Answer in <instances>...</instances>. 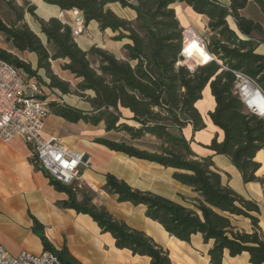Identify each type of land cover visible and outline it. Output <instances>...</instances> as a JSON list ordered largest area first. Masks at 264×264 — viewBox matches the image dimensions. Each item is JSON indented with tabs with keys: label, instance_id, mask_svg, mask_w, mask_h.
<instances>
[{
	"label": "trees",
	"instance_id": "16d2710c",
	"mask_svg": "<svg viewBox=\"0 0 264 264\" xmlns=\"http://www.w3.org/2000/svg\"><path fill=\"white\" fill-rule=\"evenodd\" d=\"M23 1V7L16 0L6 1L14 12V20L7 23L0 17V34L10 38V44L17 51L35 54L37 67L34 69L1 47L0 59L22 69L29 77H37L44 70L49 89L58 90L62 95H76L91 108L84 111L49 101L52 115L72 124L104 123L106 133L121 137L119 140L99 137L95 143L130 158L173 169V179L190 187L197 197L192 207H186L135 189L112 174L106 176L105 191L119 203L144 206L145 216L177 240L191 243L194 236L201 235L205 244L212 242L208 251L210 264H223L226 252L230 257L248 253L251 264H264L259 203L224 184L212 158L198 156L191 147L193 138L189 141L183 132L188 126L193 134L206 128L197 103L209 86L216 103L209 117L224 138L220 141L216 134L204 147L228 157L245 183L258 182L264 186V177L257 175L264 173V168L256 161L257 154L264 149V117L246 107L237 93L235 75V72L244 73L264 94V54L257 52L264 44V25L243 15L244 9L253 2L264 17V0H230L229 6L217 0H43L63 11L81 12L86 26L97 22L101 32L110 30L115 34L114 41L128 40L124 45L125 60L96 46L83 50L70 25L58 18L40 19L35 14L36 6ZM181 3L208 19L211 34L207 48L214 60L193 70L178 65L183 27L173 5ZM112 4L132 10L136 18L120 17L110 8ZM26 12L39 24L46 42L25 21ZM229 18L237 30L231 28ZM57 60H64L61 69L78 80L75 89L54 74L52 62ZM146 137L154 138L152 145L141 142ZM30 162L44 173L57 192L67 195L66 200L57 202L60 209L90 216L103 233L111 234L119 250L148 257L151 264H173L168 249L105 207L96 205L94 195L80 189L78 182L65 185L42 169L34 157ZM30 217L32 230L44 250L55 253L63 264H82L66 245L56 249L46 235L45 226L33 215ZM236 217L249 219L252 231L239 229L234 223Z\"/></svg>",
	"mask_w": 264,
	"mask_h": 264
},
{
	"label": "crops",
	"instance_id": "0c3cea01",
	"mask_svg": "<svg viewBox=\"0 0 264 264\" xmlns=\"http://www.w3.org/2000/svg\"><path fill=\"white\" fill-rule=\"evenodd\" d=\"M1 1L6 2L7 0H0V3ZM217 1L225 6L230 4V0ZM28 3L36 6L35 14L44 21L58 18L70 26L74 24V12L76 10L63 11L43 0H28ZM173 8L183 28L191 25L200 34L209 32L208 19L205 16L197 14L184 3L175 4ZM129 11L132 14L131 20L135 19L136 13L132 10ZM0 17L2 18L1 14ZM25 21L46 42L39 24L33 16L26 13ZM228 22L231 28L237 30L232 18H229ZM87 27L92 32L93 37L80 36L76 38V42L83 50L87 51L96 46L114 54L118 59H127L124 45L129 43L128 40L120 42L105 40L106 35L114 33L110 30L101 32L98 23L95 21H92ZM208 35L211 34L208 33ZM117 44H121L123 47L122 52H120V47ZM0 47L20 58L22 56L29 57L32 67L36 69V55L17 51L2 34H0ZM116 50L121 54H117ZM257 52L264 54V44L258 47ZM63 63L64 60L52 62L54 74L62 80L68 81L71 86L74 83L77 84L78 80L69 71L61 69ZM38 76H42L45 82L44 91L62 95L58 90H51L46 86L49 80L44 70H40ZM90 95L93 93L90 92ZM64 96L68 95H63V98ZM69 96L78 101L72 100V103H67L61 99L58 100L84 111L91 110L81 98ZM46 100L48 101V99ZM215 107L214 97L210 87L207 86L203 92V99L197 103V108L205 120L206 128L193 134L191 126H188L183 131L184 135L189 141L193 138L191 147L198 156L212 158L215 166L221 171L224 184L229 185L245 198L259 203L261 209L260 226L264 234V186L258 182L245 183L240 171L228 157L216 155L204 147L211 143L216 134L220 141L224 138L223 132L212 123L209 117V112L214 111ZM124 112L129 115L128 111ZM95 128L101 129L111 140H119L121 137L120 134L106 133L104 123L98 126L83 122L72 124L52 114L47 119L44 134L47 137L57 138L67 148L81 151L87 155L90 163L81 167V179L78 186L94 195L96 205L105 207L114 216L126 221L131 227L145 232L157 243L168 249L173 264H210L208 251L212 247V242L205 244L201 235L194 236L191 243L182 242L169 236L159 223L145 216L144 206L135 207L128 202L119 203L115 196L108 194L105 191L106 176L112 174L135 189L160 195L186 207H192V202L197 194L190 187L173 179V169L146 160L130 158L123 153L111 151L95 143L96 138L105 137L92 136ZM148 139L154 140L152 137H146L141 142ZM29 155H31V149L21 137L10 142H4L0 139V246H3L11 254H19L22 251L34 254L41 253L44 250L42 242L32 230L33 220L30 215H33L45 226L46 235L53 246L56 249H61L66 245L70 253L82 264H151L148 257L133 256L128 250L117 249L111 234L103 233L90 216L77 214L70 209H60L57 202L66 200L67 195L57 192L49 184V179L45 177L44 173L37 171L31 164ZM256 161L261 163V169H263L264 149L257 154ZM257 175L264 177V173L258 172ZM234 223L241 230L252 231L249 219L236 217ZM194 239L197 241L195 242ZM223 264L251 263L248 253L230 257L226 252Z\"/></svg>",
	"mask_w": 264,
	"mask_h": 264
},
{
	"label": "built area",
	"instance_id": "2783aa9c",
	"mask_svg": "<svg viewBox=\"0 0 264 264\" xmlns=\"http://www.w3.org/2000/svg\"><path fill=\"white\" fill-rule=\"evenodd\" d=\"M74 24L71 26L75 38L91 37L85 24V18L75 11ZM183 47L178 65L193 70L205 66L214 60L208 52L207 40L193 27L183 28ZM196 47L206 50L210 57L206 62L195 60ZM237 93L250 112L264 117L258 108L248 101L246 88L252 87L260 92L255 82L242 72H235ZM263 93V92H262ZM48 101L43 99L42 89L35 77H29L22 69L0 59V139L10 142L21 137L30 147L32 156L52 178L65 184L79 182L80 168L90 161L81 151L64 146L55 137L44 134L47 119L50 115ZM0 264H63L55 253L43 250L39 254L22 251L11 254L0 246Z\"/></svg>",
	"mask_w": 264,
	"mask_h": 264
},
{
	"label": "rangeland",
	"instance_id": "374dc122",
	"mask_svg": "<svg viewBox=\"0 0 264 264\" xmlns=\"http://www.w3.org/2000/svg\"><path fill=\"white\" fill-rule=\"evenodd\" d=\"M26 1L28 2V0H26ZM16 3H17L18 6H20V5H21V7L24 6V1L23 0H16ZM110 8L112 10H114L121 17H124L126 19L131 20L132 14H131V12L128 9L127 10H122L119 4H112V5H110ZM0 14H1L2 18L4 19V21L7 22V23H10V22H12L14 20V12H13V10L9 7V5L6 2L1 1V3H0ZM243 15L246 16L247 18H251L252 20L257 21V22L261 23L262 25H264V17L262 15V13L260 12L259 8L257 7V5L255 3H253V2L248 4V6L244 9ZM230 21H231V19H230ZM208 33H210V31L209 32L206 31V32L201 33V35L207 41H208V39L210 37V35H208ZM114 36H115L114 34H108V35L105 36V40H107L109 42L110 41L112 42V41H114L113 40ZM91 37H93L92 32H91ZM91 37H88V38H91ZM117 45H119V47H120L119 50H120V52H122L124 49L121 46V44H117ZM116 52H117V54H121L117 50H116ZM22 59L31 64V59L29 57L22 56ZM36 81H37V83L39 84V86L42 89L43 97L48 99V102L49 101H58V102H60L58 99H61V101H66L67 103H72V100L78 101V100H76L75 98H73V97H71L69 95L66 96V97L64 96V98H63V95H58V94H56L54 92L44 91L43 87H45V82H44L42 76H37L36 77ZM75 85H76L75 83L72 85L73 89L76 88ZM87 94L90 95V92H88ZM73 96L78 97L76 95H73ZM66 102H64V103H66ZM92 136H94V137H96V136L109 137V136L105 135L104 132L101 129H98V128L93 129ZM152 142H153L152 140L148 139V140H146L143 143H145V145H152L151 144ZM29 156H30L29 159L33 158L32 151H31V155H29ZM80 174H81V168H80L79 175ZM194 241L196 242L197 239H194Z\"/></svg>",
	"mask_w": 264,
	"mask_h": 264
},
{
	"label": "bare ground",
	"instance_id": "6f19581e",
	"mask_svg": "<svg viewBox=\"0 0 264 264\" xmlns=\"http://www.w3.org/2000/svg\"><path fill=\"white\" fill-rule=\"evenodd\" d=\"M194 55L195 60L200 62H206L210 57L209 53L201 47H196V52ZM246 94L249 98L248 101L250 104L254 107L256 106L259 112L264 114V94L252 87L246 88Z\"/></svg>",
	"mask_w": 264,
	"mask_h": 264
},
{
	"label": "water",
	"instance_id": "95a60500",
	"mask_svg": "<svg viewBox=\"0 0 264 264\" xmlns=\"http://www.w3.org/2000/svg\"><path fill=\"white\" fill-rule=\"evenodd\" d=\"M7 41L10 42V38H7Z\"/></svg>",
	"mask_w": 264,
	"mask_h": 264
}]
</instances>
